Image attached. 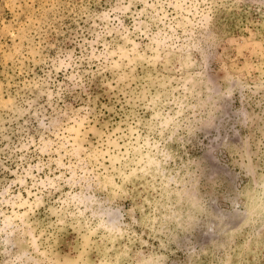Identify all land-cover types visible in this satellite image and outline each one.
<instances>
[{
  "label": "rangeland",
  "instance_id": "1",
  "mask_svg": "<svg viewBox=\"0 0 264 264\" xmlns=\"http://www.w3.org/2000/svg\"><path fill=\"white\" fill-rule=\"evenodd\" d=\"M0 264H264V0H0Z\"/></svg>",
  "mask_w": 264,
  "mask_h": 264
},
{
  "label": "bare ground",
  "instance_id": "2",
  "mask_svg": "<svg viewBox=\"0 0 264 264\" xmlns=\"http://www.w3.org/2000/svg\"><path fill=\"white\" fill-rule=\"evenodd\" d=\"M104 214L106 215L108 222L110 223L111 227H116V223H115V217L113 216V213L111 211H104ZM11 217V216H10ZM7 216V220L4 218V220H6L7 222L9 221L8 219L10 218ZM11 222V220H10ZM107 222V221H106ZM10 224V223H9Z\"/></svg>",
  "mask_w": 264,
  "mask_h": 264
}]
</instances>
